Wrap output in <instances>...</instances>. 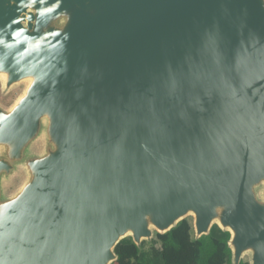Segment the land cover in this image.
<instances>
[{"label": "water", "instance_id": "obj_1", "mask_svg": "<svg viewBox=\"0 0 264 264\" xmlns=\"http://www.w3.org/2000/svg\"><path fill=\"white\" fill-rule=\"evenodd\" d=\"M75 5L65 34L23 23ZM0 72L33 78L0 113V144L45 116L57 144L0 209V264H108L122 239L141 245L188 210L198 237L231 233L232 264L250 246L264 264L261 0H0Z\"/></svg>", "mask_w": 264, "mask_h": 264}, {"label": "rangeland", "instance_id": "obj_2", "mask_svg": "<svg viewBox=\"0 0 264 264\" xmlns=\"http://www.w3.org/2000/svg\"><path fill=\"white\" fill-rule=\"evenodd\" d=\"M261 1L264 3V0ZM78 9L79 7L75 5L70 9L51 16L46 21H42L39 20V14L36 9L30 8L23 13L25 16L23 23L28 27L29 15L34 14L36 15V20L33 22L31 28L32 33L39 32L44 35L50 30H55L65 34ZM88 13L93 14L94 11L90 10ZM8 77L7 72H0V104L3 105H0V113L2 114H9L16 104L25 97L33 83V78L10 82ZM49 119V116L41 119L39 132L27 142L17 141L13 144H0V163L4 165V168L0 172V209L6 207L8 203L11 204L12 202L22 200L21 197L26 189L38 182L37 170L34 163L47 160L56 151L57 144L51 139L49 134ZM252 192L255 201L260 206H264V179L259 180L253 185ZM188 212L190 214L186 216L192 217L195 223V215L191 214L194 212L192 210ZM219 221L222 222L221 220ZM153 232H155L154 228ZM255 252V248L250 246L244 251L242 257L253 264ZM111 262L109 261L108 264H111Z\"/></svg>", "mask_w": 264, "mask_h": 264}, {"label": "trees", "instance_id": "obj_3", "mask_svg": "<svg viewBox=\"0 0 264 264\" xmlns=\"http://www.w3.org/2000/svg\"><path fill=\"white\" fill-rule=\"evenodd\" d=\"M231 233L214 225L198 237L192 217L180 221L165 234L154 232L149 240L137 245L129 236L115 248L117 261L111 264H232ZM240 264H251L243 259Z\"/></svg>", "mask_w": 264, "mask_h": 264}, {"label": "bare ground", "instance_id": "obj_4", "mask_svg": "<svg viewBox=\"0 0 264 264\" xmlns=\"http://www.w3.org/2000/svg\"><path fill=\"white\" fill-rule=\"evenodd\" d=\"M188 211H190V210H188ZM193 211V210H192ZM194 212V211H193ZM192 214V213H191ZM193 214H195V212L193 213ZM196 215V214H195ZM111 261H113V260H111ZM109 263V262H108Z\"/></svg>", "mask_w": 264, "mask_h": 264}, {"label": "flooded vegetation", "instance_id": "obj_5", "mask_svg": "<svg viewBox=\"0 0 264 264\" xmlns=\"http://www.w3.org/2000/svg\"><path fill=\"white\" fill-rule=\"evenodd\" d=\"M16 102V101H15ZM15 104V103H14ZM0 105H2V104H0ZM3 106V105H2Z\"/></svg>", "mask_w": 264, "mask_h": 264}]
</instances>
